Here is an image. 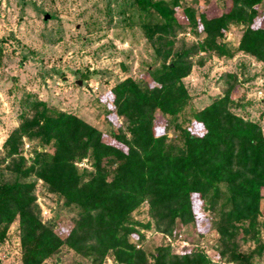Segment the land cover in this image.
Masks as SVG:
<instances>
[{
    "label": "trees",
    "instance_id": "trees-1",
    "mask_svg": "<svg viewBox=\"0 0 264 264\" xmlns=\"http://www.w3.org/2000/svg\"><path fill=\"white\" fill-rule=\"evenodd\" d=\"M181 1L133 0L159 65L112 89L108 134L46 102L24 100L20 125L0 152V245L18 223L22 264H44L64 247L93 264H105L111 254L114 264H216L203 241L192 247L186 240L191 246L184 250L173 245L186 229L199 232L207 208L217 216L213 241L221 260L253 264L263 253L264 130L237 112L252 106L245 96L237 98L248 81L222 74L212 103L195 112L190 125L179 118L192 101L184 79L214 55L232 57L233 29H244L233 45L262 66L264 79V27H255L264 0H220L221 14L211 18L186 8L189 33L203 36L191 45L177 40L186 31L176 11ZM166 120L178 133L175 142L160 130ZM86 158L94 170L83 182L77 162ZM39 181L76 217L45 221ZM145 205L146 225L133 217ZM63 222L71 223L65 236ZM144 230L153 236L147 239ZM158 235L165 245L156 244ZM249 239L257 246L245 256L241 248Z\"/></svg>",
    "mask_w": 264,
    "mask_h": 264
},
{
    "label": "rangeland",
    "instance_id": "rangeland-1",
    "mask_svg": "<svg viewBox=\"0 0 264 264\" xmlns=\"http://www.w3.org/2000/svg\"><path fill=\"white\" fill-rule=\"evenodd\" d=\"M222 3L220 0H182L176 11L186 31L181 32L177 40L191 45L203 38L200 35L189 36L191 27L186 8L197 14L205 12L211 18L221 14L218 5ZM257 26L264 27V3L255 20ZM243 34L244 29H233L228 39L235 44L240 43ZM233 41L228 48L232 57L221 59L214 55L203 67L195 66L191 78L184 79L194 99L182 112L179 122L190 125L195 112L208 106L221 93L219 82L222 74L235 73L248 81L237 98L245 96V100L252 103L248 109H237V112L259 122L264 130L262 66L253 57L236 50ZM202 54L194 58L195 64L206 56ZM158 65L133 0H0V152L11 132L20 125L23 102L28 96L74 114L108 134L111 127L106 117L112 108V89L127 78H144L150 68ZM257 75L259 80L254 79ZM160 130L167 132L169 143L178 139V133L167 120ZM105 140L111 141L109 136ZM48 149L53 151L51 147ZM31 153L32 147L26 144L24 156L30 158ZM77 166L82 181H87L94 170L91 159L80 160ZM36 194L45 221L76 217L75 212L62 209V201L48 193L42 181L37 184ZM147 210V205L143 206L133 214L134 219L147 223ZM203 214L205 219L199 232L205 237L201 238L200 233L192 228L186 229L180 241L173 240L174 248L184 250L203 241L204 250L216 264H232L221 260L219 250L214 246L213 240L218 239L214 230L217 216L208 208ZM70 224L66 222L60 228L62 235L68 234ZM260 226L264 237V217L260 219ZM143 232L147 239L153 236L152 231ZM163 238V235L157 236L158 246L166 244ZM186 240L193 244L188 246ZM137 241L142 245L141 240ZM256 246L257 243L249 239L243 243L241 251L247 256ZM21 257L16 223L7 241L0 245V264H22ZM252 262L264 264V251ZM114 263L111 254L105 264ZM44 264L93 263L64 247Z\"/></svg>",
    "mask_w": 264,
    "mask_h": 264
},
{
    "label": "crops",
    "instance_id": "crops-1",
    "mask_svg": "<svg viewBox=\"0 0 264 264\" xmlns=\"http://www.w3.org/2000/svg\"><path fill=\"white\" fill-rule=\"evenodd\" d=\"M199 68H201V67H199ZM192 75H194L193 72H192L190 78L192 77ZM188 78H189V77H188ZM190 94H191V96H192V100H193V99H194V96H193V94H192L191 92H190ZM218 95H219V94H218ZM212 101H213V100H212ZM211 103H212V102H211ZM211 103H210V104H211ZM210 104H209V105H210ZM206 107H207V106H206ZM203 109H204V108H203Z\"/></svg>",
    "mask_w": 264,
    "mask_h": 264
},
{
    "label": "built area",
    "instance_id": "built-area-1",
    "mask_svg": "<svg viewBox=\"0 0 264 264\" xmlns=\"http://www.w3.org/2000/svg\"><path fill=\"white\" fill-rule=\"evenodd\" d=\"M231 33V32H230ZM189 34V36H191V33H188ZM203 55V54H202ZM170 241H171V239H169ZM138 247H140V246H138Z\"/></svg>",
    "mask_w": 264,
    "mask_h": 264
}]
</instances>
